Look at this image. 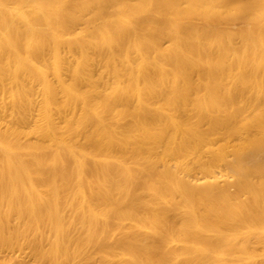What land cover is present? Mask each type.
<instances>
[{
	"label": "bare ground",
	"instance_id": "1",
	"mask_svg": "<svg viewBox=\"0 0 264 264\" xmlns=\"http://www.w3.org/2000/svg\"><path fill=\"white\" fill-rule=\"evenodd\" d=\"M76 6L72 14L63 0H0V89L14 85L16 91L9 95L23 103L31 100L29 86L38 81L44 97V143L20 146L13 127L11 139L0 130L6 172L15 181L39 183L34 197L26 194L38 218L59 235L64 232L61 207L70 205L74 216L69 224L86 232L83 245L97 246L107 255L124 247L118 264H174L178 254L171 250L142 255L137 236L148 229L155 236L169 231L174 223L154 206L170 203L183 187L202 188L193 201L203 211L192 217L206 225L215 222L218 232L236 227L232 239L256 235L257 223L264 228V0H81ZM145 14L152 15V22H138ZM70 20L82 22V32L93 37L82 54L91 57L94 51V66L97 50L106 66L100 73L106 72L107 84L113 77L112 84H105L102 75H90L92 65L90 71L80 70L82 61L73 68L72 83H64L59 56L46 59L44 52H55ZM161 39L168 41L165 48ZM48 63L55 69L61 98L48 81ZM80 71H89L90 77L85 80ZM248 102L246 109L240 107ZM179 110L188 115L186 122L177 118ZM0 112H6L3 102ZM125 118H130L128 124ZM25 149L48 153L27 162ZM205 155L213 161L203 164ZM190 156L205 173L215 162L228 170L186 178L181 174L190 171ZM140 174L142 179L136 177ZM231 187L236 193H230ZM72 192L79 194L78 201L71 200ZM119 219L135 223L121 240L105 246ZM257 235L264 238V231ZM210 245L219 248L218 240ZM251 251L242 245L232 256L250 264L257 255Z\"/></svg>",
	"mask_w": 264,
	"mask_h": 264
},
{
	"label": "rangeland",
	"instance_id": "2",
	"mask_svg": "<svg viewBox=\"0 0 264 264\" xmlns=\"http://www.w3.org/2000/svg\"><path fill=\"white\" fill-rule=\"evenodd\" d=\"M63 2L66 6V9L68 8L65 11H68L70 9V13L72 12V14H76V5L81 2V0H63ZM151 18V14H145L142 15V17L138 18V22L140 21V19L142 20V22H145L146 20L152 22ZM70 23L71 24L68 25L69 29L66 28L65 33L60 35V37L57 39L55 52L49 50H46L44 52L46 59H48L50 62V58L53 56V53H56L59 56L60 61H58L57 64L60 69L59 78L62 82L64 81V83H72V71L76 70L79 61H82L80 64L83 63L82 66L84 65L83 67L85 68L84 69L83 67L81 68L78 66L80 70L83 69L86 71L91 67V65L92 67H94L92 71H90L91 69H89L91 74L89 73V71H87L86 73L84 71V73L80 71L81 74L78 73L85 80L88 79L90 75H93V73L95 74V77L96 75H99L100 77L101 75L103 76V74H101L103 72L101 71L102 66L104 67L105 65L102 64L103 61L101 60H103V58L98 55L97 50V54L95 53V55H97V58L94 57L95 59H91L94 62V66L90 61V58L94 56V51L92 52L91 50V57H89L90 54L88 55V53H86L87 51L84 52L88 55L87 58L85 57L87 55H85L84 53V55L82 54V47L85 46L88 41H90V38L93 37H91L87 31L85 33L84 31L82 32V29H85V25L82 22H80L79 24H75V22L72 23L70 20ZM21 33L24 34L25 31L22 30ZM82 34H86V37H84L83 35V39L81 38ZM96 40L95 41L97 42V49L99 50L100 37ZM160 41L162 47L165 48L168 45V41L166 39H161ZM100 46H103L101 49L105 48L102 43ZM22 51H24V47ZM96 59H99V61ZM88 61L90 62V64ZM96 61H98V64L96 63ZM11 63L12 62H10L9 64ZM167 63L169 64V66H172L171 61H168ZM46 68L49 69V71L46 70L49 83L58 89L59 82L57 81V76H55L56 74L54 73L55 69H52L51 63H48V67ZM73 68H75V70ZM50 69H52V71ZM103 69H106V66ZM104 73L105 76L103 77L106 81L105 84H107V81L109 79L107 80V74L106 72ZM109 78H111V82L109 81L108 84H112L113 77L110 76ZM104 79L102 78L103 81ZM29 87L33 91V97H30V101H24L23 103H16V100L13 101L12 96L9 95L10 90L16 91V87L14 85L10 86L8 84L7 89H4L3 91L2 89H0V104L3 102V109H5L6 111L0 112V130L5 133L8 138L11 139V133L8 130L13 127L17 131V135H15L20 146H35L45 142L43 132L46 128V120L42 87L38 81H35ZM57 91V97L61 98L62 94L60 90L58 89ZM132 98L133 96H131V100ZM247 104H249V102L246 104H240V107L246 109L249 106H246ZM20 107H24V113H21ZM184 115H186L184 111H178L177 118L181 116V119L179 118L180 122L182 120L185 121V119L188 120V115H186L187 118H185ZM54 118L56 122H61L62 120L57 115H54ZM129 119L130 118H128V120ZM128 120H126L127 124ZM120 121L122 122V120ZM124 122L125 121H123V123ZM126 125L124 127H126ZM37 127H40V129L36 130ZM206 128L204 127V129ZM119 141H121V139ZM232 142L236 141L233 140ZM220 143L221 142H217V144ZM82 144L84 145V143ZM85 145V148H87L88 145ZM79 148H82V146ZM30 149L24 150V153H27V155L25 156V160L27 162H32L34 159L43 157L48 153L47 151H37V153L33 154L34 151ZM6 156V152L0 149V264L121 263V255L127 251V249H125L124 247L114 249V251H112L113 255H107L106 251H104V254V252L97 246H85L81 243L86 232L85 229L81 226L69 224V221L74 216V209L70 205H63L61 207L60 223L64 225V232L61 231L59 235H57L56 232L46 222L41 221L38 218L37 210L30 206L33 199L26 200L27 193H29L31 197H34L35 191L39 187V183L35 180V183L37 184L31 186L29 181H27L26 179H24L23 181L22 179L20 181H15L13 179L14 175L8 174L6 172V167H3V165L5 164ZM168 161L169 166H173V160L169 158ZM211 161H213V158L209 155H205L201 162L203 164H206L210 163ZM188 164L190 166V171L188 172V174H181V176H185L186 178L192 180L201 179L206 174H217L219 172H226L228 170V168L223 163L215 162L210 171L205 173L200 165L196 163L191 156L186 160V165ZM132 166L136 168L135 170H137L138 167L136 166V164H133ZM142 176L143 175L141 174L136 175V177L140 179H142ZM137 179L133 178L132 180L136 185H138L141 181L140 180L138 181L139 183H137ZM133 182H131V184L134 187L136 185ZM50 189L51 188H49V190ZM203 190L204 189L202 188L183 187L175 192V197L172 201H170V203H160L154 206V208L158 211H163L162 214L166 216V218L169 217L171 219L170 221H172L169 222L174 223V226L172 228L170 227L171 229H169V231H167L166 233L161 234V236H155L149 229L147 233L138 235L137 238L140 241L139 243L142 245V255L144 254L145 256H150V254L152 255L153 252L164 254L168 250H171L178 254L174 264H244L243 261L238 260V258L236 259L234 256H232V253L233 255L236 254L234 252L239 248V246L249 245L257 254L256 256L254 254L253 257H260L259 259L255 258V261L253 258L250 264H255L256 261V264H261V262L264 261V253H262V251L264 252V238L258 237L257 234L264 231L263 222L257 223L256 226H258L260 230L256 231V235L253 233H243L237 236V239H232L233 237L231 238V236L236 232V227H230L227 225L225 227L223 226L220 232L214 230L215 222H210L208 225H206L199 219L192 217L191 214L193 212L198 214L203 211L202 206H200L199 203H195L193 201L194 195L201 193ZM235 190L236 189L234 187H231L230 193H236ZM13 192H16L18 194L16 198L13 197ZM46 192L49 193L48 190H46ZM70 198L71 200L78 201L80 196L79 194L72 192ZM19 209H21V211H18ZM167 222L168 221L165 222V225H168ZM131 223L134 224L135 222L129 220L124 221L122 219L113 222L112 225H114V235L112 238H108L105 240V246H109L113 239L121 240L124 236H126L125 234L129 231L130 226L132 227L133 225H131ZM245 225H247V223ZM145 226H149V221H145ZM170 226H172V224ZM182 228L186 229L187 232L183 233ZM243 228L244 225L240 227L241 230H243ZM98 237L99 235H97V238ZM216 240H218L219 242V248L217 249L215 248V246L210 245ZM193 247H195V249L198 251H193ZM145 248H147V252H143L145 251ZM253 251L250 252L252 253L250 255H253ZM105 257H108V259Z\"/></svg>",
	"mask_w": 264,
	"mask_h": 264
}]
</instances>
